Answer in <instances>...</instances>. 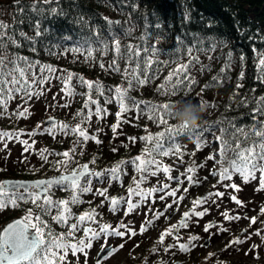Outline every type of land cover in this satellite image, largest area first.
<instances>
[{"label": "trees", "instance_id": "16d2710c", "mask_svg": "<svg viewBox=\"0 0 264 264\" xmlns=\"http://www.w3.org/2000/svg\"><path fill=\"white\" fill-rule=\"evenodd\" d=\"M33 2L34 0H21L20 4L15 2L12 6V18L7 24V32L13 34L22 29L32 38L35 52L31 51L25 42L21 54L42 65H49L56 71L51 73L47 83L37 87L39 96L30 99L16 96L9 101L3 112H0V131L18 133L14 138L0 140V144L4 147L7 144L19 143L23 135L29 136L26 132H32L35 134H30L28 139L43 142L48 155L42 156L44 154L40 153V157H36L40 161V167L37 169L31 161L22 164L15 160L17 169H0V182L7 178L50 177L69 172L85 162L89 163L92 172H105L109 168L120 166L116 178H113L111 173L103 180L90 178L91 183L87 186L93 189L91 193L80 194L75 190L50 187L48 190L50 195L47 194L50 199L70 200L71 195L77 194L82 201L79 204L67 205L72 217L66 223H57L52 219V216L59 214L57 209H53L51 215L41 218L52 233L57 234L53 230L57 225L70 226V222H73L80 212L91 213L95 210V224L109 221L103 196L98 194L99 190L107 187L109 195L115 197L128 188L136 191L137 185L151 187L155 181L167 174L163 168L168 164L173 163L180 167L182 177L188 178L185 183H189V186L180 184L173 189L176 190L174 198L180 197L183 187L190 193L200 188L206 180L211 181L207 191L214 195L217 190L221 193L224 192L223 189L229 190L232 178H237V182L242 181V184L245 182L239 174H234L231 179L223 181L218 175H213V172L220 171V166L216 162L219 146L218 142L213 141L217 133L206 136L202 143L199 136L191 134L195 129H189L187 139L176 140L173 144V147H178V152L156 158L160 164L159 171L153 166L152 171L156 172V175L137 171L135 165L127 162L137 156L147 158L144 150L151 142L141 140V137L156 136L165 132L168 126L179 125L174 116L166 117L168 125L151 119V113L143 107L145 103L160 105L162 101L168 99H176L177 102L199 99L205 107L212 109L200 123V127L206 132L224 118L247 122L245 113L251 108L247 103L241 105L240 102L251 97L258 99L264 95V77L259 81L254 78V72H259V68H254V65L259 63V58H264V0H60L59 5L45 6L56 7L59 15L55 19L49 17L43 20L46 31L38 37L29 26V18L35 14L26 7ZM100 29L103 31H99ZM112 36L115 38L110 40L109 37ZM177 36L180 37V41H177ZM94 37L99 38L98 44L94 42ZM117 41L121 45V51L126 45L144 42L155 45L160 50L161 54L157 58L163 62L170 59L179 63L193 62L188 71L195 83L190 88L178 90L175 94H169L167 90L157 91L171 70L165 63L160 67L159 74L149 83L129 86L128 80L131 77L124 71L128 63L115 49L114 44ZM189 48L191 53L188 51ZM173 52L176 54L172 55ZM241 56L245 57L243 61ZM113 61H117L115 67L120 69L119 72L113 70ZM177 66L175 63L171 65ZM69 76L72 77L71 80L68 79ZM81 78L86 81L92 80V88L89 89L86 84L81 85ZM65 82L71 92L68 94L66 91L65 97L68 96L73 102L77 98L71 116L56 112L60 122L57 126L49 128L36 127L38 124L28 127L29 125H24V122L22 125L21 120L28 114L26 112L24 116L19 115L25 111L24 105L33 104L56 86H62L63 91ZM237 84H240L239 88ZM117 88L127 90L126 95L138 102L137 105H133L130 101H125L129 110L121 112L119 118ZM89 100L96 103L85 108L84 104ZM109 100L112 102L109 103ZM97 107L102 111L98 113ZM160 114L164 115L163 110ZM105 118L108 120V131L96 132L94 129V126H97L96 122H101ZM65 124L69 128L83 129L89 139H84L78 132L65 131L62 127ZM113 125L116 126V131L112 130ZM108 134L111 137L109 140ZM65 151L70 155L65 157L67 159L64 161L62 153ZM210 156L213 159H208ZM174 168L176 167L171 165L168 167L172 179L176 178ZM189 168L193 171L188 172ZM190 176L193 178L192 181L189 180ZM232 189L234 192L238 190ZM260 189L261 187L255 188L256 192H262L258 193L261 199L257 206L258 212L264 208V190ZM173 190H168V193ZM224 194L227 199L229 193ZM40 203H43L42 197ZM7 206L12 207L11 204ZM21 209H35V205L30 202H19V207L15 208V217L27 214ZM109 209L112 210L111 205ZM66 235L67 233L64 234ZM73 239L74 237L69 238ZM259 245L264 251V239ZM231 246V250L236 248V245ZM251 251H256L255 247H251ZM259 258L255 257L256 260Z\"/></svg>", "mask_w": 264, "mask_h": 264}, {"label": "snow or ice", "instance_id": "6c2138e0", "mask_svg": "<svg viewBox=\"0 0 264 264\" xmlns=\"http://www.w3.org/2000/svg\"><path fill=\"white\" fill-rule=\"evenodd\" d=\"M17 4L21 3V0H16ZM60 0H34L31 5L26 6L35 15L29 18V26L35 32L38 37L46 29L43 27V20L46 18H53L59 13L56 7H45L53 4L59 5ZM63 10L61 9V12ZM23 23V21H21ZM108 23H119L108 21ZM8 26L3 22H0V112L7 107L9 101H11L16 96H21L23 98H32L40 95V92L36 91L39 85L45 84L51 78V73L56 71L49 65H42L40 62L33 60L29 56L21 54V49L25 47V42L27 47L35 52V47L32 43V38L28 37L26 33L21 29L18 33L9 34L7 32ZM99 31H103L100 29ZM115 37H109V39H114ZM177 41H180V37H176ZM94 42L99 43V38L94 37ZM182 43V42H181ZM116 51L120 54V57L125 59L128 63V67L125 68V73L130 74V79L128 80L129 86L135 85H145L149 83L156 75L159 74L160 67L163 64H167L171 68L168 72L167 77H165L164 82L159 86L157 91L167 90L169 94H175L178 90L185 88H190L195 81L189 74V68L192 67L193 62L189 63H179L178 61L169 60L168 62H163L157 57L160 56V50L152 44L140 43L137 45H126L123 51H121V45L117 41L114 44ZM13 49V51H9ZM177 51L179 49L177 48ZM191 53V49H188ZM176 53L173 52L172 55ZM91 53L89 52V56ZM245 59L241 56V60ZM117 61H113V70L119 72L120 69L115 67ZM178 64L177 67H171L172 64ZM103 67V65H101ZM254 68H259V72H254V78L259 81L261 77H264V58H259V63L254 65ZM38 70V71H37ZM223 72V69H221ZM243 73H241V76ZM72 79L71 76L68 78ZM215 80V78H213ZM81 85H87L89 89L92 88V83L84 79H80ZM207 87V85H205ZM240 84H237V88ZM63 90L71 94L67 82H65ZM126 91L121 89H116V101L119 104L120 111L117 113L119 118L120 113L128 111V106L125 101H130L131 104L137 105V101L133 100L131 97L126 95ZM251 91V89H250ZM112 102L111 100L108 101ZM96 101L89 100L84 104L85 108H88L90 104H95ZM241 105L247 103L251 110L245 113L247 117V122L241 119L224 118L213 125L207 132L204 128L198 126L195 128L191 134L199 136L201 142L205 141L206 136H211L213 133H217L213 137L214 142H218L219 151L217 164L220 166L219 173L213 172V175H218L221 181L231 179L234 174H239L245 181L253 179L256 173L264 174V95H261L258 99L251 97L247 100L240 102ZM203 103L201 107H203ZM149 113H151V119L159 121L163 125H168L166 119L167 116H174L173 109L175 105L170 104H160L152 105L150 103H145L143 105ZM161 110H163L164 115H161ZM96 111L99 113L102 111L97 107ZM27 110L20 112L19 115L24 116ZM91 115V112H89ZM65 131L72 133H79L84 139H89L87 133L79 128H69L67 124L62 126ZM113 131H116V126L113 125ZM49 131H53L49 129ZM189 129L184 125H175L166 127L165 132L158 133L156 136H145L141 137V140L150 141L151 144L144 151L147 156L146 159H142L137 156L135 159L128 161L132 165L136 166L137 171H141L145 174L156 175V172L152 171L153 166L156 170H160V164L157 161L159 156H168L173 152H178V147H173L176 140L187 139ZM34 135L35 133H30ZM183 134V135H181ZM18 133L0 131V140H6L14 138ZM175 136V139H174ZM167 137V139H165ZM26 146L28 141H22ZM6 147V145H5ZM27 150V147L26 149ZM64 157H68L70 153L65 151L62 153ZM208 159H213L210 156ZM139 161V163H137ZM203 165H201L202 167ZM119 165L116 167L109 168L105 172H90L88 171V165H83L79 169L73 170L68 174L57 176L50 180H41L33 184H8L0 185V208H5L8 204L15 209L19 207L18 202L32 203L35 205V209H21L26 211L27 215L24 219H16L14 222L8 223L2 231H0V264H59L65 260L67 254L71 252L73 255L77 253H83L86 249L93 247L94 241L101 240L104 236L109 235V225L104 224L99 227V231L93 232L90 228H83L84 238L77 240L75 243H69V238L74 237V233L80 229V225L85 223V221L94 220L95 210L91 213H84L76 217V222L72 223L68 228L67 235L55 238V233L51 232L42 221V217L49 216L53 209H57L59 214L52 216V219L57 223H66V221L72 217L71 211L67 208L70 204H79V195H71L70 200H54L48 198V190L50 187L62 188L69 191H77L80 194L91 193L93 189L88 184L91 183L90 178H99L100 180L106 179L108 174L111 173L113 178L118 175ZM165 173L170 170L165 167L163 168ZM193 169L189 168L188 172H192ZM143 179V177H142ZM189 180L192 181L193 178L190 176ZM261 189L264 190V175L260 176ZM232 188H236V184H231ZM168 188L165 184L163 188H154L149 192L140 191L138 188L136 191L129 189L128 198V210L125 212L127 216L133 208H139L140 205L134 204L131 200V196L138 195L141 199L146 198L152 192L160 191L163 192ZM32 189L38 190L33 192ZM187 191V189H185ZM41 194L44 195L43 203H40ZM98 194L106 195V190H99ZM170 196H176V190L168 193ZM212 193L204 198H198L194 200L193 205H199L204 201L208 200ZM216 196H223L224 193L216 192ZM184 197H180L182 200ZM123 198H112L111 205L112 210L115 211L116 206L122 202ZM163 199V197H161ZM231 199L240 205L242 202L237 199L235 195ZM170 208L171 205H168ZM264 213V208L261 209ZM205 211H196L195 207L191 211H186L183 213V219L179 222V227H188L187 221L191 217H203L206 214ZM160 213H157L159 216ZM225 218H228L227 213L224 214ZM242 217H234L235 220H239ZM33 220L35 222H33ZM257 222L256 218H251V223L254 225ZM147 223H152L148 221ZM119 227H126L125 225H120ZM178 225H172L170 229L162 232L158 238V243L164 244L166 250L171 254L172 248L165 243V237L174 234V230L177 229ZM212 225L209 223L204 226V231L207 233L211 229ZM31 229V231H30ZM47 229V231H45ZM145 231L144 223L140 226V232ZM264 230H259L255 234L262 235ZM135 235V232L131 233ZM111 235L116 237H125L126 233L114 229ZM242 236L247 235V230H242ZM198 239V237L193 234L190 236L188 243L181 242L178 245L180 251H185L192 247V244ZM244 242L243 239L237 237L233 244L240 245ZM124 244L121 243L118 246L107 247L102 246L101 252L103 253V258H111L116 251L122 249ZM255 247V246H254Z\"/></svg>", "mask_w": 264, "mask_h": 264}, {"label": "rangeland", "instance_id": "374dc122", "mask_svg": "<svg viewBox=\"0 0 264 264\" xmlns=\"http://www.w3.org/2000/svg\"><path fill=\"white\" fill-rule=\"evenodd\" d=\"M16 0H0V22L8 24L12 18L13 5ZM64 62V60H61ZM68 77V76H67ZM92 82V80H89ZM62 86H56L50 92L40 96L33 104L29 103L26 106L28 114L24 120H21L22 125H29L28 127H44L49 128L57 126L60 119L56 117V112L63 113L65 115L71 116L73 105H76L75 98L69 100L68 96L65 97L66 91H62ZM167 101H173L177 103L176 99H168L162 101V104ZM194 103H198L201 106L199 99H195ZM21 104V103H20ZM19 105V103H16ZM204 105V104H203ZM204 109V117L211 113L212 109L209 107H202ZM56 118L58 120L55 124L45 125V122L50 118ZM203 117V118H204ZM8 121V120H6ZM14 121V120H13ZM107 118L103 119L101 122H96L94 129L98 133H106L108 131ZM16 121L15 124H17ZM20 122V121H19ZM20 122V123H21ZM32 132H26L30 136ZM29 136H22L19 143L7 144V146L2 147L0 144V169L18 168L17 163L26 164V162L31 161L32 165L37 168L40 167V161H38L37 156L40 157V153L44 154L42 156H47L46 148L43 147V142L34 141V139H28ZM108 140L110 134H108ZM22 141H28V145L22 143ZM107 143H109L107 141ZM27 147V150H25ZM90 152L91 150H86ZM21 157V158H20ZM20 158V160H19ZM64 157V161H65ZM15 160H18L16 163ZM87 163V162H85ZM80 166L81 167L83 164ZM174 166L176 175L175 179H172V175L167 173L164 178L158 179L154 182L151 187L139 186L136 184V188L143 192H149L154 188H163L165 184L168 188L163 192L156 191L152 192L146 198L141 199L138 195L131 196V200L134 204H139V208H133L131 212L126 216L125 212L128 210V198L129 189L127 191L117 192L123 193L120 198L122 202L116 206L115 211L110 210L111 199L114 198L113 195H109L107 187L103 190L106 191V195L103 196L105 202V210L108 212L109 221H103L102 223H96L95 220L85 221V223L80 225V229L74 234L73 240H68L69 243H75L79 239L84 238L83 228L89 227L93 232L99 231V227L107 224L109 225V235L104 236L99 241L93 242V247L88 248L83 253H77L73 255L69 252L65 260L59 262V264H258L264 263V251L263 247H260V241L262 240L261 235H256L255 233L259 230H264V213L258 210V202H260L259 194L261 191H255L256 187H261L260 176L264 175L262 173H256L255 178L249 179L242 184V181L237 182V178H232L229 182L230 184L235 183L237 192H234L232 187L229 190L223 189L224 192H228L229 196L226 199L224 196H216L212 194L208 200L204 201L199 205H193V201L201 198L208 192V186H210L209 180H206L203 185L197 190L185 191L183 187L180 197H184L182 200L180 197H171L168 195V190H173L177 187L182 186L185 180L188 178L182 177V170L180 167L175 166L173 163L168 164ZM178 175V177H177ZM180 176V177H179ZM1 183V182H0ZM38 190L33 189V192ZM134 191V190H133ZM217 192H221L218 191ZM223 192V193H224ZM118 193V194H119ZM189 193V194H188ZM257 193V194H256ZM117 194V195H118ZM116 195V196H117ZM235 195L242 203L237 205L231 197ZM115 196V197H116ZM163 197V199H161ZM19 203V202H18ZM168 205H171L169 208ZM186 205V207H185ZM195 207L196 211H205L206 214L203 217H191L187 224L188 227H181L175 236L165 237V243L168 244L172 250L169 254L168 250L165 249L164 244L158 243V238L162 232L170 229L172 225H178L180 220L183 218V213L186 211H191ZM111 208L113 206L111 205ZM86 212L78 213L77 217ZM157 213H160L157 216ZM227 213L228 218L226 219L224 214ZM27 215V214H26ZM15 217V209L10 206L5 208H0V231L9 222L22 218L25 216ZM242 217L238 221L234 217ZM251 218H256L257 222L253 225L251 223ZM263 220V221H262ZM151 221L152 223H147ZM33 222H35L33 220ZM76 219L72 223H75ZM144 223L145 231L140 232V226ZM211 224V229L206 233L204 231V226ZM120 225H125L126 227H119ZM69 225L61 226L57 225L53 230L57 233L55 238L63 237L67 233ZM178 228V227H177ZM114 229L124 231L126 233L125 237H116L111 235ZM242 230H247V235L242 236ZM135 232V235L131 233ZM195 234L198 239L192 244V247L185 251H180L178 245L181 242L188 243L191 235ZM264 235V232H262ZM240 237L244 242L240 245H236V248L231 250L233 241ZM208 241V245L204 246V243ZM121 243L124 247L115 252V254L108 259H102L100 262L96 261L98 254L101 251L102 246L107 247L118 246ZM255 246L254 252L251 251V247ZM259 248V249H258ZM261 255V256H260ZM255 257H260L258 260Z\"/></svg>", "mask_w": 264, "mask_h": 264}, {"label": "clouds", "instance_id": "9594fccd", "mask_svg": "<svg viewBox=\"0 0 264 264\" xmlns=\"http://www.w3.org/2000/svg\"><path fill=\"white\" fill-rule=\"evenodd\" d=\"M173 112L177 123L186 126L188 129H195L200 126L204 117V109L192 100L178 101Z\"/></svg>", "mask_w": 264, "mask_h": 264}, {"label": "water", "instance_id": "95a60500", "mask_svg": "<svg viewBox=\"0 0 264 264\" xmlns=\"http://www.w3.org/2000/svg\"><path fill=\"white\" fill-rule=\"evenodd\" d=\"M167 104H170V105H175L176 103L175 102H173V101H167L166 102ZM58 122V120L56 119V118H54V117H52V118H50V119H48L46 122H45V125L46 126H48V125H50V124H55V123H57ZM83 165H88V171H90V172H92V169L90 168V165H89V163H85V164H83ZM82 165V166H83ZM80 167H75L73 170H76V169H79ZM73 170H71V171H73ZM71 171H69V172H66V173H61V174H58V175H54V176H50V177H45V178H35V179H24V178H7V179H4V180H2V182L0 183V185H8V184H13V183H16V184H26V185H30V184H33V183H35V182H37V181H41V180H50V179H53V178H55V177H57V176H60V175H64V174H68V173H70ZM122 194L123 193H119L115 198H120L121 196H122ZM44 195H47V194H41V197L42 198H44ZM206 196H208V193L207 194H205V195H203L201 198H204V197H206ZM17 219H22V218H17ZM183 219V218H182ZM181 219V220H182ZM16 220V219H15ZM15 220H13V221H11V222H14ZM180 220V221H181ZM11 222H9V223H11ZM8 224V223H7ZM6 224V225H7ZM5 225V226H6ZM4 226V227H5ZM3 227V228H4ZM2 228V229H3ZM89 228V227H88ZM181 227H179L178 226V228L176 229V232H175V236H176V234H177V232L179 231V229H180ZM2 229H1V231H2ZM30 231H31V229H30ZM208 245V241H206L205 243H204V246H207ZM103 259V253L100 251V253L98 254V256H97V258H96V261L97 262H100V260H102Z\"/></svg>", "mask_w": 264, "mask_h": 264}]
</instances>
